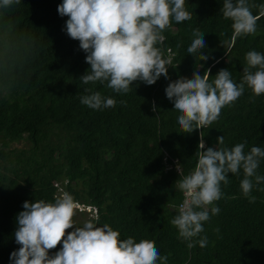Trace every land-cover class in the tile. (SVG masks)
Returning a JSON list of instances; mask_svg holds the SVG:
<instances>
[{
    "label": "trees",
    "instance_id": "16d2710c",
    "mask_svg": "<svg viewBox=\"0 0 264 264\" xmlns=\"http://www.w3.org/2000/svg\"><path fill=\"white\" fill-rule=\"evenodd\" d=\"M248 2L259 15L264 0ZM60 3L21 0L0 9V264H12L10 253L20 247L14 232L23 202L54 203L59 197L55 182L60 193L94 207L95 215L76 227L92 221L97 227L108 224L121 240H152L168 264H264V191L258 190L264 184L253 181L250 195L256 200L250 203L240 188L242 170L221 184L222 198L212 205L219 214L203 222L204 231L192 241L181 239L170 223L183 199L177 185L198 163L201 137L205 150L238 143L245 153L253 146L264 149V94L254 96L245 86L217 121L191 133L182 132L179 113L165 94L169 82L209 68L210 81L228 69L239 84L248 67L246 54H264V16L255 34L237 37L232 21L223 16V0H185L192 19L173 21L157 45L171 61L168 79L162 75L152 85L136 81L128 93H116L107 82L80 80L90 65L79 41L66 33L68 17L58 14ZM194 30L204 34L200 51L206 61L199 52H187ZM97 91L114 98L116 106L92 109L80 102ZM17 141L26 145L9 149ZM257 174L264 176V158ZM203 236L208 244L201 248L197 241ZM189 242L195 246L189 248Z\"/></svg>",
    "mask_w": 264,
    "mask_h": 264
},
{
    "label": "clouds",
    "instance_id": "9594fccd",
    "mask_svg": "<svg viewBox=\"0 0 264 264\" xmlns=\"http://www.w3.org/2000/svg\"><path fill=\"white\" fill-rule=\"evenodd\" d=\"M20 3L21 0H0V9ZM252 7L248 0H223L222 13L232 21L235 36L255 34L257 20L264 16V4L259 6V15L253 14ZM57 12L68 17L66 33L79 41L80 49L86 53L85 62L90 69L80 80L84 84L107 82L106 86L116 93H128L136 81L152 85L162 75L168 79L171 61L164 58L157 45L163 43V32L173 21L192 19L185 0H62ZM193 36L187 52L190 55L199 52V59L206 61L208 56L200 51L206 46L204 34L194 30ZM246 61L248 67L243 69L239 84L233 81L228 69L219 70L210 81V68L203 75L194 71L191 78L179 77L168 83L165 94L179 113L182 132L191 133L217 121L221 110L243 95L245 86L254 96L264 94V54L249 51ZM80 102L92 109L114 108L117 103L98 91L82 96ZM152 110H157L155 104ZM216 139L218 144H224L223 136ZM198 147V163L177 185L186 198L183 196L179 213L170 222L185 241H192L204 231L203 222L219 214L220 209L212 205L222 198L221 184L229 183L230 173L238 175L243 171L240 188L250 203L256 200L250 195L253 181L255 185L264 184V176L257 174L264 158L261 147L253 146L247 153L243 143L231 149L207 147L205 150L202 137ZM56 191L59 197L54 203L23 202L14 232L15 243L20 247L10 253L12 264H157L158 261L168 264V256H161L152 240L142 239L139 243L131 237L121 240L120 233L108 224L97 227L92 221L76 227L73 220L76 210H84L91 217L95 215L94 207L79 204L71 194L60 193L57 187ZM68 229L74 230L68 232ZM197 243L201 248L206 247L207 236ZM58 245L62 247L50 255V250ZM187 246L192 248L195 244L189 242Z\"/></svg>",
    "mask_w": 264,
    "mask_h": 264
},
{
    "label": "rangeland",
    "instance_id": "374dc122",
    "mask_svg": "<svg viewBox=\"0 0 264 264\" xmlns=\"http://www.w3.org/2000/svg\"><path fill=\"white\" fill-rule=\"evenodd\" d=\"M26 144L24 141H17L14 144H10L9 145V149H15V148H20V147H24ZM56 186L57 189H60L59 184L56 182ZM88 217V214L83 210V211H78L76 210V215L73 217L74 223L76 224H80L83 222V220ZM74 229H68L66 231L70 232L73 231Z\"/></svg>",
    "mask_w": 264,
    "mask_h": 264
},
{
    "label": "built area",
    "instance_id": "2783aa9c",
    "mask_svg": "<svg viewBox=\"0 0 264 264\" xmlns=\"http://www.w3.org/2000/svg\"><path fill=\"white\" fill-rule=\"evenodd\" d=\"M175 170L177 171V169H176V168H175ZM183 196H184V199H185L186 197H185V195H184V194H183ZM184 199H183V201H184ZM182 203H183V202H182ZM182 203H181V204H182ZM181 204H180V205H178V210L180 209V206H181Z\"/></svg>",
    "mask_w": 264,
    "mask_h": 264
}]
</instances>
